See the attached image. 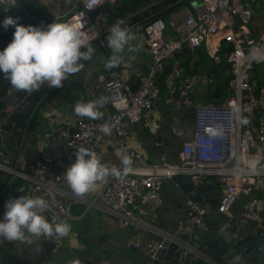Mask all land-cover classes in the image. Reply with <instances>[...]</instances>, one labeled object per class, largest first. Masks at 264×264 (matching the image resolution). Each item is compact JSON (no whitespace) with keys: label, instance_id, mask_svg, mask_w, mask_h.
Here are the masks:
<instances>
[{"label":"built area","instance_id":"built-area-1","mask_svg":"<svg viewBox=\"0 0 264 264\" xmlns=\"http://www.w3.org/2000/svg\"><path fill=\"white\" fill-rule=\"evenodd\" d=\"M74 3L76 10L66 16H53L38 20L37 27L46 28L51 23H63L81 29L85 38L89 32L95 34L99 49H105L99 24L104 14L93 16L109 0H61ZM120 2L122 0H115ZM248 1L253 0H197L194 11L189 10L182 22L174 27L176 37L166 39L165 22L155 18L137 31L144 48L151 57L147 73L136 74L138 87L132 89L117 68L96 76L103 94L109 98L112 109L104 120H90L75 115L74 130L65 136V150L71 159L80 148L95 152L101 160L100 145L108 141L122 159L127 156L131 164L128 171L121 168V178L109 176L104 186L95 195L105 209L118 213L125 224L135 216L146 217L154 207L164 180L176 175L190 177L194 187L204 185L209 179H219L225 187L218 197L216 212L224 216L241 195H248L255 184L264 186V88L251 80L255 65L264 61V34H251L248 25L252 12ZM6 0H0V22L14 7L5 11ZM209 39H213L208 42ZM205 43L206 53L214 65L227 68L226 90L230 96L223 105L194 106V82L181 77L180 70L173 68L166 81L165 103L174 110L194 106L191 137L181 143L176 163H167L162 144L156 149L160 164L147 163L145 157L130 142L128 128L138 124L145 112L152 109L160 94L158 77L164 74L166 64L185 47L195 51ZM246 118L248 123H243ZM109 124L110 135L99 131V126ZM209 129L217 134L211 135ZM0 169L12 172L15 169L0 164ZM17 175L27 185L26 195L43 198L48 207L43 215L50 223H60L70 218L69 203L59 184L62 175L52 169V160L41 158L31 172ZM186 223L191 227L206 230L208 211L199 203L189 199L185 202ZM264 209V195L248 201L243 216L257 223ZM4 214L0 217L3 219ZM131 217V219H130ZM67 236L38 239L48 242L53 252L62 248ZM3 237H0V240Z\"/></svg>","mask_w":264,"mask_h":264},{"label":"crops","instance_id":"crops-1","mask_svg":"<svg viewBox=\"0 0 264 264\" xmlns=\"http://www.w3.org/2000/svg\"><path fill=\"white\" fill-rule=\"evenodd\" d=\"M196 2L197 0L156 1L124 18L125 23L122 26L129 27L136 36V39L131 43L142 45L136 53H125L126 60L129 55L135 56V59L131 62V67H128L127 63L116 67L120 71L123 80L131 88L136 89L138 87L135 75L146 74L151 62V57L137 35V31L149 20L160 15L159 18L163 19L166 25L165 38L173 39L176 37L174 27L182 22L189 10H195ZM117 3L115 0H109L106 4L113 6ZM163 3L166 4L162 5ZM247 3L252 12L250 24L254 17L262 16L264 18V0H253L251 4L250 1ZM65 4L67 3L65 2ZM152 7H159V9L149 12L140 22L127 25L132 18L140 16ZM73 12L72 2L69 1V16ZM100 14L104 13L101 12L98 15ZM19 15L18 23L29 26L26 16L24 14ZM113 24L114 22H109L107 15L104 14V21L99 24V28L102 32L101 38L105 44L106 36L109 34L108 30ZM250 31L255 37L264 34V22L256 23L254 27L250 28ZM212 40L209 39L208 42ZM97 43V41L92 42L96 49L92 59L81 61L84 68L64 81L63 87H49L45 83L41 86L40 93L33 91L24 100V103L28 104V111L33 109L36 110L37 114L34 123L31 124L28 123L29 117L24 118V116H21L18 119V130L22 134L17 162H19L21 170L26 166L28 170H31L33 165L30 161L36 159L35 156L38 159L50 158L53 171L62 176H64L67 168L72 165L71 159L66 153L64 142L65 136L70 134L75 127L74 105L77 102L87 103L105 96L100 85L96 82V76L109 71L105 67V61L111 53L106 46L104 50L99 49ZM177 66L181 77H189L194 82L192 92L194 106L224 104L225 100L222 101V99L217 104L212 102L215 99L213 97L214 90L226 83L228 77L226 66L213 64L211 57L206 53L205 43L195 51L177 53L173 59L169 60L166 64L169 71L168 77H170L172 69L177 68ZM250 75L256 86L264 88V61L255 65ZM53 89V95L48 97L47 102L41 103L44 97L42 96L43 91L46 90L45 94H48ZM6 105L5 109H8L9 114H11L9 105ZM194 106L174 110L165 103V91L160 89V94L152 109L143 114L142 120L138 124L128 128L132 147L145 157L147 163L157 164L156 161L160 157L155 144L160 143L162 144L163 153L168 150L169 156L173 158V163H176L181 143L192 135ZM22 107L21 104L19 108ZM111 110L109 103L101 108L100 111L104 113L101 120L106 119ZM19 113L26 112L19 111ZM0 141L2 144L0 147L1 152L5 149V146L1 139ZM100 154L101 163L109 168L116 167L121 170L120 153L108 141L101 143ZM1 160V165L7 167L8 159L3 158ZM0 171L4 170L0 169ZM4 172L11 174L13 178L21 179L11 172ZM108 178L97 181L94 189L83 197L76 196L63 178L59 188L67 198L70 212V218L64 219L63 222L71 225V231L65 238L62 248L53 252L50 250L51 247L48 242L34 240L33 244L29 246L26 243L9 242L2 238L0 240V264H75V262H78V264H130L135 256V252L131 248H142L143 244L149 239L151 232L156 228L163 226L169 228L186 222L185 202L187 198L181 194L172 180H164L158 199L149 214L146 217L135 216L133 219L130 217L131 222L125 224L124 220L117 216L118 213H121L119 209L114 208V213H110L105 209L102 202L95 198V195L104 186ZM225 183L216 178L209 179L205 183L213 187L217 196V203ZM263 195L264 186L255 184L250 194L241 195L238 198L227 217L235 219L236 223L243 221V213L248 201ZM5 212L6 208L4 209ZM212 214L210 212L207 216L211 217ZM251 226L257 227L264 233V209L260 213L257 223H246V228ZM260 264H264V259L260 260Z\"/></svg>","mask_w":264,"mask_h":264},{"label":"clouds","instance_id":"clouds-1","mask_svg":"<svg viewBox=\"0 0 264 264\" xmlns=\"http://www.w3.org/2000/svg\"><path fill=\"white\" fill-rule=\"evenodd\" d=\"M6 5L5 11L16 7L17 0H6ZM18 20V17L11 16L4 19L3 27L11 26L15 31L12 41L0 51V72L15 90L31 93L39 91L45 83L49 87L61 88L64 81L84 68L81 61L91 60L96 52L92 44L95 34L92 32L86 39L81 29L69 24L54 22L41 28L24 26ZM124 23L118 19L106 36L105 46L111 54L105 61V67L109 70L125 63L131 67L135 56L129 55L126 60L125 53H136L142 47L131 43L136 36L129 27L122 26ZM108 103L109 98L105 96L87 103L77 102L74 113L90 120H101L104 113L100 109ZM242 122L246 124L248 120L244 118ZM99 131L110 135L111 128L105 123L99 126ZM209 132L217 134L215 129H209ZM75 156V162L67 168L63 178L76 196L83 197L94 189L97 181L109 176L121 178V170L101 163L98 155L89 149L80 148ZM121 163L126 173L131 161L125 156ZM5 207L6 212L0 220V237L9 242L19 241L31 246L42 236L45 239L63 237L71 231V225L66 222L53 224L45 218L43 213L48 204L41 197L22 195L10 199Z\"/></svg>","mask_w":264,"mask_h":264},{"label":"water","instance_id":"water-1","mask_svg":"<svg viewBox=\"0 0 264 264\" xmlns=\"http://www.w3.org/2000/svg\"><path fill=\"white\" fill-rule=\"evenodd\" d=\"M28 94L12 88L3 102L11 112H27L29 107L24 100ZM21 104L23 107L19 108ZM11 173L17 175L16 170ZM171 180L183 196L213 213L207 216L208 228L191 227L186 222L156 228L142 248H131L135 256L130 264H260L264 259V233L260 229L246 228V223H250L246 219L236 223L217 213V196L211 185L194 187L190 177L184 175Z\"/></svg>","mask_w":264,"mask_h":264},{"label":"trees","instance_id":"trees-1","mask_svg":"<svg viewBox=\"0 0 264 264\" xmlns=\"http://www.w3.org/2000/svg\"><path fill=\"white\" fill-rule=\"evenodd\" d=\"M156 1H162V0H122L113 6L110 4H105L103 7H101L96 12H94L93 16H96L102 12L107 15V20L109 22H115L118 19L124 20L125 17L131 14H134L139 9L145 8L151 3L156 2ZM171 1H174V0H171ZM164 4L166 3H163L162 5ZM52 9H53L52 5H47L41 0H17V6L14 7V9H12L10 16L13 18H17L20 16L19 14H24L26 16L28 25L37 27L38 20H47L53 17L54 14H57ZM158 9L159 7H152L149 10L144 11L140 16H136L132 18L127 23V25L133 22H140V20L144 16H147L149 12H153ZM58 15L66 16L65 18H67L69 17V12L64 13V14H58ZM159 17L160 15H157L153 19L159 18ZM14 31H15L14 27L10 26L9 28L5 29L3 27L2 22H0V51H3L7 47V45L12 41ZM180 52L189 53V50L188 48L185 47ZM176 55L177 53L175 54V56ZM168 72H169L168 69L165 67L164 74L158 77L157 79L159 88L164 89V91L166 87V81L169 75ZM228 79L229 77L226 78V83L223 84L222 87H219L214 90L213 97L215 99H219L222 97L223 92L226 90ZM11 89H12V86L10 85V82L4 78V73L0 72V139L2 140L5 146V149L0 152L2 153V155H0L1 156L0 158L1 159L4 158L5 160L8 159L7 167L15 169L19 173L24 172L28 174L31 172V170H28L27 166L23 170H21L19 167L20 164L19 162H17L18 157H19L18 149H19L21 134H22L18 130L19 129L18 119L21 116H24V118L29 117L28 123L31 124V123H34L37 113H36V110L32 109V110L27 111L26 113H19V112L13 111L11 112V114H9V110L5 109L7 105L5 102H3V98L8 94V92ZM132 89H135V88H132ZM27 93L28 92L24 91V94H27ZM45 93H46V90H44L42 93V96L44 97L41 103L43 104L44 102H47L48 97H51L53 95L54 89L50 91L48 94H45ZM20 96H23V95H20ZM35 157L36 159L30 161L33 167L40 160L38 159L37 156ZM1 159H0V164H2ZM26 192H27V185L25 184L24 181H22L19 178H13V176L7 172L0 171V217L3 215L4 209L6 208L5 205L10 199L19 198L22 195H26Z\"/></svg>","mask_w":264,"mask_h":264},{"label":"rangeland","instance_id":"rangeland-1","mask_svg":"<svg viewBox=\"0 0 264 264\" xmlns=\"http://www.w3.org/2000/svg\"><path fill=\"white\" fill-rule=\"evenodd\" d=\"M42 2H44L47 5H52V7H54L52 10L57 13L54 14V16H59L58 14H64L69 12V4H65V2L59 1V0H41ZM251 4V1H250ZM73 9L74 11L76 10V7L74 6V3H72ZM258 22H264V18L262 16H258V17H254L251 24L249 23L248 28L250 29L251 27H254L256 25V23ZM208 61V60H207ZM221 72V71H219ZM41 92V87L39 91H36V93H40ZM229 96V93L224 91L222 94V97L219 99H213L214 104L220 103V100L222 99V101H224L227 97ZM182 111V110H181ZM164 154L166 156V162L167 163H173V158L169 156L168 154V150L164 151ZM159 164L161 163L158 159L157 161Z\"/></svg>","mask_w":264,"mask_h":264}]
</instances>
